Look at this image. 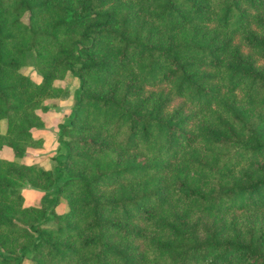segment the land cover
<instances>
[{
    "label": "trees",
    "instance_id": "1",
    "mask_svg": "<svg viewBox=\"0 0 264 264\" xmlns=\"http://www.w3.org/2000/svg\"><path fill=\"white\" fill-rule=\"evenodd\" d=\"M69 76L57 176L0 158V264H264V0H0V150Z\"/></svg>",
    "mask_w": 264,
    "mask_h": 264
},
{
    "label": "rangeland",
    "instance_id": "2",
    "mask_svg": "<svg viewBox=\"0 0 264 264\" xmlns=\"http://www.w3.org/2000/svg\"><path fill=\"white\" fill-rule=\"evenodd\" d=\"M21 71L29 75L34 81L41 80V74L38 67L32 60L21 68ZM56 87L64 88L67 95L62 98L50 100L47 103L48 109L46 111L38 110V114L42 117L44 125L41 128L33 129L35 138H41L43 143L39 147H29L27 152L22 157H14L12 150L4 147L0 150V158L13 160L21 164H39L45 169L52 170L57 176L56 169L59 161L65 154V146L62 141L61 127L68 123L69 117L75 104L76 96L79 90V81L77 77L69 76L66 79H57L53 82ZM5 123L2 121V129L4 131ZM58 180L57 183H60ZM57 185V184H56ZM56 185L49 190H39L28 184L21 186V191L25 197V205H39L41 203L48 204L47 201L54 196ZM46 200V201H45ZM57 212H63L66 209L65 203L62 201L56 206ZM22 264H35L29 259H24Z\"/></svg>",
    "mask_w": 264,
    "mask_h": 264
}]
</instances>
